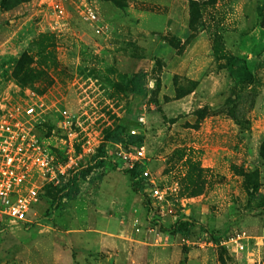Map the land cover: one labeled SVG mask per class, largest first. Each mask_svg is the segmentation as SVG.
<instances>
[{"label":"rangeland","instance_id":"rangeland-1","mask_svg":"<svg viewBox=\"0 0 264 264\" xmlns=\"http://www.w3.org/2000/svg\"><path fill=\"white\" fill-rule=\"evenodd\" d=\"M87 1L108 29L73 3L57 19L49 0H0V112L41 103L37 136L75 160L30 222L0 227L1 264H264V245L219 244L264 233V0H195L194 31L187 0ZM117 128L124 141L107 140ZM131 135L146 155L134 174L119 154ZM142 168L164 198L141 188Z\"/></svg>","mask_w":264,"mask_h":264},{"label":"built area","instance_id":"built-area-1","mask_svg":"<svg viewBox=\"0 0 264 264\" xmlns=\"http://www.w3.org/2000/svg\"><path fill=\"white\" fill-rule=\"evenodd\" d=\"M69 3L74 4L76 12L93 24L97 32L108 29L98 9L87 0H49L57 19L65 17ZM34 94L30 92L29 95L34 98ZM41 117V103L37 102L0 112V227L12 228L30 222L29 215L40 198L42 186L47 183L61 185L75 166L72 154L62 161L42 144L35 132ZM57 124L64 129L67 139H71L74 115L68 109L59 110ZM119 154L128 169L139 168L146 158L143 145L131 146L129 150L121 148ZM140 176L147 180L144 189L155 198H164V190L154 181L149 169L142 168ZM219 244L230 253H250L253 246L264 245V233L252 236L239 228L222 236Z\"/></svg>","mask_w":264,"mask_h":264},{"label":"trees","instance_id":"trees-1","mask_svg":"<svg viewBox=\"0 0 264 264\" xmlns=\"http://www.w3.org/2000/svg\"><path fill=\"white\" fill-rule=\"evenodd\" d=\"M189 2L190 5V21H189V27L191 28L192 31H194V20H195V0H187ZM192 36L189 35V37ZM129 90L131 93L135 94V95H145L148 91L147 88V79H146V71L144 69H139L138 71L134 72L131 77L129 78ZM135 123L136 125H140L137 124L136 122H132ZM107 140L109 141H115V142H122L124 141L123 138L121 137V129L117 128L116 130H113L112 132H110L109 134H107L106 136ZM141 136L140 135H131L129 138V142H128V146H133V145H140L141 144ZM102 154L104 153V148H101L100 151ZM100 165H104L103 160L99 161ZM137 168L138 167H134L133 169H129V172L134 174L135 172H137ZM90 169V168H88ZM87 171V170H86ZM140 173V170H139ZM85 174V172H84ZM85 176V175H84ZM77 178L78 176L75 175V177L70 178V180L68 181V183L70 184H74L75 188H76V184H77ZM141 188H144V186L142 185ZM74 194V191H70L67 195L69 198H72ZM185 225V224H183ZM182 229V227H180ZM185 252H187V250H185ZM184 261V260H183ZM2 259L0 258V264L2 263Z\"/></svg>","mask_w":264,"mask_h":264}]
</instances>
